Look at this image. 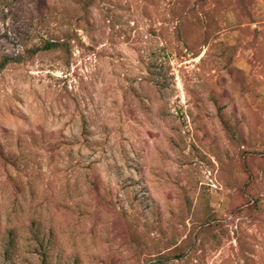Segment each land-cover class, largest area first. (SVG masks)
Instances as JSON below:
<instances>
[{
    "label": "rangeland",
    "instance_id": "374dc122",
    "mask_svg": "<svg viewBox=\"0 0 264 264\" xmlns=\"http://www.w3.org/2000/svg\"><path fill=\"white\" fill-rule=\"evenodd\" d=\"M46 40L0 72V264H264V0H0V58Z\"/></svg>",
    "mask_w": 264,
    "mask_h": 264
},
{
    "label": "trees",
    "instance_id": "16d2710c",
    "mask_svg": "<svg viewBox=\"0 0 264 264\" xmlns=\"http://www.w3.org/2000/svg\"><path fill=\"white\" fill-rule=\"evenodd\" d=\"M60 44V42L52 41V40H46L43 45L36 46L32 48H27L24 54H17L14 56L9 55H3L0 58V72L3 71L10 63L12 62H23L27 57H31L32 55L36 54L40 50H48L52 48H57ZM2 146V145H1ZM0 159L4 163H11L13 164V160L11 159L10 155L5 152L4 147L2 146L0 149ZM37 236V234H36ZM43 241V240H42ZM10 244L13 243V239L9 238ZM58 243V240L56 237L51 233L47 239V243L45 245L46 249L43 251L44 255V264L47 263V258L50 255V251L54 248V246ZM43 246V244H41Z\"/></svg>",
    "mask_w": 264,
    "mask_h": 264
}]
</instances>
